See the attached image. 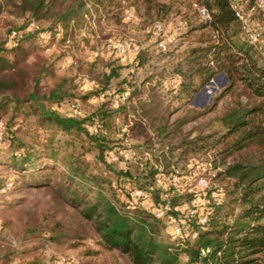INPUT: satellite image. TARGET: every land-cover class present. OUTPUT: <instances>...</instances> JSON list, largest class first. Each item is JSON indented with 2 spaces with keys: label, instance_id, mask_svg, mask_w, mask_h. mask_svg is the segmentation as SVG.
<instances>
[{
  "label": "trees",
  "instance_id": "16d2710c",
  "mask_svg": "<svg viewBox=\"0 0 264 264\" xmlns=\"http://www.w3.org/2000/svg\"><path fill=\"white\" fill-rule=\"evenodd\" d=\"M254 1L239 0L243 7ZM193 4L206 7L209 20H203ZM128 7L138 17L135 27L150 26L171 15L186 20L183 35H191L193 42L172 70L181 77L173 99L179 101L176 109H183L174 118H169L174 110L163 103L160 93L166 69L137 84L121 74L129 64L97 55L92 59H74L59 74L54 61L36 46L42 33L50 41L57 38L60 45H65L91 21L103 19L120 24ZM3 9L7 16L23 22L15 30H9V34L15 32L11 40L0 39V150L4 144L12 148L10 158H0V165L13 169L22 183L51 188L55 199L77 209L81 222L90 224L99 245L117 250L128 264H264L263 8H257L250 19L252 27L261 29L258 43L249 40L230 0H2L0 12ZM31 22L36 28H30ZM90 34L92 31L80 39L88 43ZM168 55L169 50L153 54L140 49L132 66L143 67L153 58L160 60ZM218 73L225 75L226 84L211 96V104L201 108L188 106L200 87ZM80 77L92 80V88L81 89ZM154 77L156 82H152ZM236 90L237 97L216 117L220 131L204 133L203 128L193 126L185 133L186 124L203 118L215 109L220 99ZM123 91H127L126 100L113 105V96ZM98 96L103 97L98 103L89 102ZM63 103H73L71 106L78 110V104L83 103L87 110L66 113L61 110ZM136 110L149 118L159 148L145 140L139 145L144 152L115 170L114 163L106 156L125 147L122 146L125 134L117 138L121 126L116 118L123 117L126 123L125 114ZM31 117L46 135L41 144V151L47 157L44 160L36 157L38 150L26 144L13 149L16 141L20 143L23 124ZM130 128L144 133L140 121H133ZM175 138L178 140L173 142ZM77 147L96 149L95 157L105 171L115 173V187L112 180L82 166ZM209 149H215L218 154L212 159L213 166L220 167L214 179L230 184L227 198L224 196L219 206L210 205L203 215L205 222L200 223L198 212L190 214L191 210L179 208V200L189 197L171 186L173 189L162 201L170 204L169 213L185 236L193 237L166 239L161 232V218L155 215L162 206L158 195L155 196L156 174L160 168L165 173L163 178L168 179L169 172L175 171L183 156ZM134 187L154 197V212L141 206L127 210V199ZM56 221L48 229L51 242L76 244L83 238L60 230L59 220ZM31 264L43 263L32 261Z\"/></svg>",
  "mask_w": 264,
  "mask_h": 264
},
{
  "label": "rangeland",
  "instance_id": "374dc122",
  "mask_svg": "<svg viewBox=\"0 0 264 264\" xmlns=\"http://www.w3.org/2000/svg\"><path fill=\"white\" fill-rule=\"evenodd\" d=\"M2 2V0H0ZM22 19H14L7 16V12L3 9L0 12V39L6 38L11 40L12 34H9V30H15L22 24ZM256 22V19L254 23ZM92 23V21L90 22ZM89 23V24H90ZM87 24L84 26L76 38L73 41L60 45L59 39L49 40L45 33H42L37 37V44L41 48L44 56L54 61L56 73H62L66 67H68L74 59H91L95 57L94 53L98 52L104 54L105 57L114 54L121 58L123 62H128L129 56L122 52H115V44L120 40V31L115 27L108 26L107 24L99 21L90 26ZM30 28H36V24L31 22ZM179 16L171 15L164 23L163 32L164 35L157 34L158 41L161 39L166 43L167 50L177 47L181 40L186 41L181 47L193 42V37L189 39H177L179 34L175 33V37L171 34L172 31L180 32ZM14 28V29H13ZM10 30V31H12ZM89 31H96L98 37H92L89 35V42H83L80 39L82 36H87ZM12 33V32H11ZM9 34V36H8ZM59 32L58 36H61ZM111 34L110 37H106ZM132 36V35H131ZM135 41H138L143 46H150L153 42L147 40L146 35L139 34L138 37H132ZM155 39V38H154ZM157 41V43H158ZM262 46H264V39L262 40ZM180 50V49H178ZM175 58L176 61H172ZM178 56H168L164 60L154 59L149 65H145L141 68L130 69L126 68L122 71L123 75L128 74V78H136L137 82L141 80L145 75L157 70L166 69L172 72L173 66L178 65ZM32 60V58H31ZM157 60V64L155 61ZM154 65H158L155 66ZM164 67V68H163ZM130 70V71H129ZM131 78V80H132ZM89 78L80 77L78 82L81 81V89L87 90L92 88V85L88 83ZM226 82L223 80V76L218 73L208 83L200 87L188 102V106H194L196 108L203 107L202 103L211 104V96L215 95ZM91 86V87H90ZM238 91L236 90L232 95L227 94L217 103V106L213 111L207 113L203 118L197 122L186 124L184 127L185 133L189 131L193 126H199L203 128L204 133H210L214 130H219V126L216 122V117L222 113V111L229 106L232 99L237 97ZM161 98L164 101H169L173 96V91L165 92V89H160ZM103 98L102 96L93 97L89 99V102L96 104ZM206 98V99H205ZM244 99V97H242ZM166 104V103H164ZM179 101L172 103L171 108L175 110ZM73 103H63L61 110L66 113L87 110L86 104H78L79 110L75 106H71ZM75 105V104H74ZM71 109V110H70ZM182 108L175 110V114L182 113ZM0 123V135L2 131ZM220 131V130H219ZM22 134L19 136L20 143L16 141L13 145L14 150H18L20 145H28L31 148L38 150L36 157L40 160H44L47 157L43 155L41 151V144L45 141V133L43 129H40L35 122L34 117L29 118L27 122L23 124ZM123 137L122 133L117 135V138ZM155 137L150 134H136L132 135L130 140L125 145V137L123 145L125 147L113 150L106 156L107 159L113 162L115 170H119L121 166H125L126 162L133 159V156L144 152L139 148L145 140L154 143L156 149L159 148V144L155 142ZM60 140H63L62 136H58ZM178 139L175 138L173 142ZM80 143H78L79 146ZM0 150V158L6 160L10 158L12 148L2 145ZM78 161L85 166L91 173L102 176L103 178L112 180V185L115 187V173L110 171L106 172L103 164L96 159V149L77 147ZM128 155L127 159H124V154ZM216 153L215 149L202 150L201 153H197L194 156L187 154L178 161L175 171H170L168 179L163 178V171L159 168L156 174L154 190L155 196L158 195L159 202L163 203L170 193V189L179 188L180 192L186 194L189 199L181 198L179 208L190 211V214L198 212V222L200 218L204 217L210 205L223 204L224 196L226 197L227 190L230 189V184L227 181L216 180L214 177L220 170V167L215 168L213 166V160ZM139 156V155H138ZM61 157V155H60ZM115 157V158H114ZM145 157V156H144ZM151 159V157H149ZM231 156H228L226 160H230ZM49 159V158H48ZM145 159V158H143ZM55 160V159H51ZM158 165V163H155ZM62 162L60 161V169L62 168ZM159 166V165H158ZM157 166V167H158ZM165 174V173H164ZM175 177V180L173 178ZM20 176L16 175V172L9 167H3L0 165V264H31L32 261L40 262L43 264H128L125 257H123L117 250H108L99 245L96 241L97 236L93 233L90 224L83 223L79 219L78 210L64 204L61 200L55 199V196L49 187H32L26 183L20 181ZM203 179L206 185L201 184L199 180ZM172 186V187H171ZM142 190L143 194L136 196L135 190ZM226 191V193H225ZM119 197V196H118ZM123 198V196H121ZM227 198V197H226ZM127 210H133L137 206H141L143 209L153 211L155 209L156 201L154 197L139 187H134L130 190L128 197ZM59 201V207L58 202ZM154 212V211H153ZM169 217H174L170 213L161 217L162 234L165 238L170 240H182L190 236H185V232L181 227L180 236H173L172 230L175 226L170 222ZM59 220L60 230L70 231L73 234H79L83 238L79 243L73 244L66 241H60V244L51 242L48 238L51 236L49 229L50 224H55ZM41 222V223H40ZM33 227H36V233L33 234ZM44 233V235H43ZM38 234V235H37ZM37 235V236H35ZM35 236V237H32ZM47 236V237H46ZM75 245V246H74Z\"/></svg>",
  "mask_w": 264,
  "mask_h": 264
},
{
  "label": "crops",
  "instance_id": "0c3cea01",
  "mask_svg": "<svg viewBox=\"0 0 264 264\" xmlns=\"http://www.w3.org/2000/svg\"><path fill=\"white\" fill-rule=\"evenodd\" d=\"M174 16H179V15H174ZM198 20H200V19H198ZM137 21H138V17H137V15L135 13V10L133 8H131V7H128V8H126L124 10V13H123L122 20H121L120 24H113L111 22L107 23V21H105L103 19H101L99 21V22H103V23L107 24L108 26L115 27V28L119 29V31L121 33L120 34V40L118 41V43L115 44V49H116L115 52H122L123 54H126L127 56H129L128 62H123L120 57L115 56L114 54H111L108 57L117 58L121 63L129 64V66L127 68H130V69H132V68L133 69L141 68V67L134 68L132 66L133 61L136 58V55H137V53L139 52L140 49H144L145 48V49L148 50V52H152L153 54L157 53V51L160 50L158 48V45H157L158 37H157V32L154 29V26H155L156 23H160L162 25V27L164 28V23L166 22V20L165 21H161V22H154L150 26L148 25V26H145L143 28H140V27H135ZM179 21H180V27H179L180 32L172 31L173 34H171V35H173L175 37V35H176L175 33H177V34H179L177 39H189L191 37V35L189 37H186V35H183L184 32L187 29L186 20L182 19L179 16ZM94 23H95V21H92V23H90L89 25L92 26ZM139 34L146 35L147 36V40L152 41L153 43L150 46H143V44H140L138 41H135L132 38L133 36L138 37ZM92 35H93L92 37H95V38L98 37L96 31H93ZM110 36H111V34H108L106 37H110ZM185 42L186 41L181 40L177 47H173V48L169 49V55L168 56H170V55L171 56H175V57L178 56L179 57L178 61H180V59L185 54V51H186L187 47L189 46V44H192V42H191L189 44H186L183 48H181L185 44ZM178 49H180V50H178ZM94 55L95 56L101 55V56L105 57L104 54H101V53H98V52H95ZM161 60H164V59H161ZM152 61H154V58L151 60V62ZM164 61H166V60H164ZM172 61H176L175 58H173ZM155 66H158V65H154V67ZM157 71H160V70H157V68H156L154 70V72H157ZM154 72H150L149 74L145 75L138 82H137L136 78H132L131 77L132 80H131V78H128V76H129L128 74H130V72L127 74L128 76L127 75H123L122 73L121 74H122V76H127V78L129 80H131L132 82H136L137 84H139V83L143 82V80L147 76L152 75V73H154ZM168 72H167L168 75L166 74L165 75L166 77H164V79H162V81L160 82V86L163 87V89H165V92L173 91V96L170 97L169 101H166V99L163 101V103H166L169 106L170 110H172V108H171L172 103L177 101L176 99H173V98H174L175 91H176L179 83L181 82V77L176 75V74H174L173 71L170 72V73H168ZM220 74L223 76V80L226 82L225 75L223 73H220ZM155 80L156 79L154 77L152 79V82H156ZM88 83H89V85H92V86L94 85V82L92 80H90V79L88 80ZM147 83L148 82H146L143 86L146 87ZM208 83H206V84H208ZM125 93L127 94V91H123L120 95L113 96V103L112 104L117 106L119 103L120 104L123 103V101H120V100L116 103V100L119 99V97L121 95L125 94ZM133 103L136 106V102L133 101ZM202 104H203L202 106L205 105L204 102ZM174 114H175V110H174L173 113L170 114L169 118H174L175 117ZM125 115H126V123H123V121H122L123 117H117L116 118V122H119V124L121 126L120 129H121L122 135L125 134V138H126L125 139V145L130 140L129 137H131L132 135L140 134V132H138V130L136 128H135V130L134 129L132 130V128H130L133 125V121H140L141 122V125L143 127L142 130H144L143 131L144 134L145 133L146 134H150V135L154 134L153 129L149 126L150 125V123L148 121L149 118L146 116V114L141 113L138 110H136L135 112L134 111L133 112L132 111L127 112ZM126 146L129 147V145H126Z\"/></svg>",
  "mask_w": 264,
  "mask_h": 264
},
{
  "label": "built area",
  "instance_id": "2783aa9c",
  "mask_svg": "<svg viewBox=\"0 0 264 264\" xmlns=\"http://www.w3.org/2000/svg\"><path fill=\"white\" fill-rule=\"evenodd\" d=\"M230 2H231V6L234 8L235 15L237 16V18L240 20L241 24L243 25L249 40L253 43H258L260 41V38H261V29L259 27H252L250 24V19H251V16L255 13L257 8H263L264 9V0H255L251 5H248L246 7H243L241 5V3L239 2V0H230ZM193 7L196 9L199 16L203 20H209L210 12L206 7H204L203 5H198V4H193ZM262 22L264 23V20H262ZM154 29L157 32V34H160V36L164 35L163 27L160 23H156L154 26ZM12 35H15V32H12ZM157 45H158V48L160 50H162V51L167 50L166 43L163 40L160 39L158 41ZM126 97H127L126 93L121 95L119 97V99L116 100V103L119 100L120 101L126 100ZM123 156H124V159L128 158V155L126 153ZM173 180H175V177L173 178ZM199 182L201 184L206 185V182L203 179L199 180ZM134 193L136 196H140L143 194V191L137 189L134 191ZM170 209H171L170 204L168 202H166L160 208H158L155 211V215L158 218H161L163 215L169 214ZM169 220H170V222L175 224V226L173 227V230H172V235L173 236H180L181 227L179 226L180 224L178 225L176 218L175 217H169ZM199 221H200V223L205 222V217L200 218ZM192 237H193V235H192Z\"/></svg>",
  "mask_w": 264,
  "mask_h": 264
}]
</instances>
